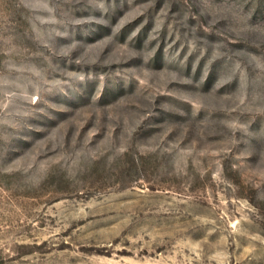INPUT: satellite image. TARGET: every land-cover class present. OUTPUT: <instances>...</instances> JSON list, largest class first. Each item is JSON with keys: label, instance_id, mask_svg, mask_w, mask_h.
Masks as SVG:
<instances>
[{"label": "rangeland", "instance_id": "1", "mask_svg": "<svg viewBox=\"0 0 264 264\" xmlns=\"http://www.w3.org/2000/svg\"><path fill=\"white\" fill-rule=\"evenodd\" d=\"M0 264H264V0H0Z\"/></svg>", "mask_w": 264, "mask_h": 264}]
</instances>
